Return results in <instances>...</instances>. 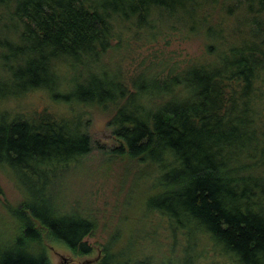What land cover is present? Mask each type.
Returning <instances> with one entry per match:
<instances>
[{
  "label": "trees",
  "instance_id": "trees-1",
  "mask_svg": "<svg viewBox=\"0 0 264 264\" xmlns=\"http://www.w3.org/2000/svg\"><path fill=\"white\" fill-rule=\"evenodd\" d=\"M177 25L204 34V58L165 74L163 62L151 64L148 82L119 80V92L61 93L72 63L107 54L125 29ZM36 89L111 112L109 159L154 181L138 198L146 245L129 258L111 236L98 264H200L202 244L237 264H264V0H0V101ZM81 117L0 109V170L21 195L0 202V264H52L54 244L93 252L86 238L97 219L68 212L60 184L92 151ZM159 230L162 260L139 252Z\"/></svg>",
  "mask_w": 264,
  "mask_h": 264
},
{
  "label": "rangeland",
  "instance_id": "rangeland-1",
  "mask_svg": "<svg viewBox=\"0 0 264 264\" xmlns=\"http://www.w3.org/2000/svg\"><path fill=\"white\" fill-rule=\"evenodd\" d=\"M153 31L156 32L154 36L151 33ZM207 43L208 39L206 40L203 33L188 34L183 25L163 26L152 31L134 27L125 29L123 41L119 44L115 40L114 48L107 54L97 59L89 57H84V60L76 59L65 77L66 85L70 86L65 90L61 89V93L67 94L73 90L80 96L89 97L91 90L95 88L100 90L113 88L119 92V80H124L129 87L132 78H136L138 82H148L145 69L151 64L163 62L164 68L161 67V70L163 69L165 74L172 65H186L198 58H204ZM51 94L43 89H36L19 100L14 98L7 102L0 101V109L24 108L41 111L46 108L58 113H80L83 128L92 141L91 153L76 170L65 175L60 184H63L62 200L68 212L86 213L92 210L93 216L97 219L98 225L94 235L86 238L93 252L78 256L68 248L54 244L50 251L52 264H65V258L71 259L70 264L72 262L98 264L99 253H104V247L111 236L117 252L129 258L136 257L137 250L143 247L144 243L139 237L143 229V220L139 219L142 216V209L138 205V198L153 194V179L144 178L138 181L133 177V168L131 171H129L131 168H128L126 173L124 161L116 157H113V160L109 159L111 149L117 144L109 125L111 112H104L94 106L57 102L54 98L57 94L54 92ZM20 199L21 195L13 181L0 170V202L7 200L17 203ZM159 231L161 234L155 246L149 244L148 251L139 252L155 254L157 259L162 260L164 258L162 249H166L168 241L165 238L167 233ZM161 239L163 243L157 249ZM184 245L185 242L181 248ZM203 245L206 244H202L196 250L202 252L198 260L200 264H237L229 256L222 252L218 253L216 248L213 250L208 244ZM144 248L146 250V246ZM101 256L103 257V254Z\"/></svg>",
  "mask_w": 264,
  "mask_h": 264
},
{
  "label": "flooded vegetation",
  "instance_id": "flooded-vegetation-1",
  "mask_svg": "<svg viewBox=\"0 0 264 264\" xmlns=\"http://www.w3.org/2000/svg\"><path fill=\"white\" fill-rule=\"evenodd\" d=\"M102 254H103V253H99V256H98V258H97V259H98V260H97L98 262H99V260L101 259V257H102L101 255H102ZM69 260H71V259L65 258V259H64L65 264H70V263H69ZM71 264H80V263L72 262ZM81 264H87V263L84 262V263H81Z\"/></svg>",
  "mask_w": 264,
  "mask_h": 264
}]
</instances>
